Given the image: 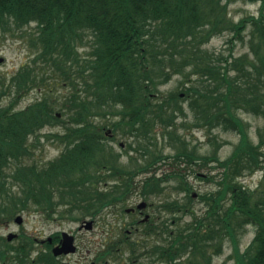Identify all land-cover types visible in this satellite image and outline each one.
<instances>
[{
    "label": "trees",
    "instance_id": "1",
    "mask_svg": "<svg viewBox=\"0 0 264 264\" xmlns=\"http://www.w3.org/2000/svg\"><path fill=\"white\" fill-rule=\"evenodd\" d=\"M259 1L258 17L234 23L227 18L228 3L222 0H0V30L12 34L35 25L26 35L33 57L10 78V84H0V99L11 97L0 108V173L5 164L17 165L12 177L26 181L29 195L44 194L43 181L59 194L64 187L74 186L77 195L90 196L94 216L107 205L124 204L135 188L146 195L161 193L159 183L137 186L133 181L162 159L152 152L154 137L150 135L155 126L162 128L168 145L176 150L166 158L184 160L187 165L199 158L178 135L179 129L235 131L239 140L232 154L219 161L217 143L210 157L221 176L215 191L200 195L206 206L203 215L181 223L192 201L190 189L182 187L187 194L183 203L162 205L174 227H169L167 219L143 236L158 238L159 243L147 248L158 264H211L222 252L224 233L232 241L233 264H264V140L254 144L239 116L240 112L264 116V0ZM248 28L250 53L239 57L202 53L201 46L212 36L228 31L231 42L243 41ZM86 35L91 51L82 55L79 48ZM173 75L183 76L180 93L189 99L190 121L178 102L179 93L152 103L158 86ZM57 86L71 92L58 112L53 96ZM32 89H40L41 98L15 109L19 97ZM64 115L67 120L61 118ZM99 117L113 131L145 141L137 142L134 149L133 143L128 144L143 163L130 157V167L121 165V155L103 141L107 124H97ZM57 125L63 131L50 130L46 135L63 144L60 156L46 167L25 164L33 145L29 140L38 138L43 128ZM255 172H261L258 188L239 182V177ZM119 208L122 211L123 205ZM248 225L255 227V235L240 251L235 234ZM127 247L132 251L131 245Z\"/></svg>",
    "mask_w": 264,
    "mask_h": 264
},
{
    "label": "rangeland",
    "instance_id": "2",
    "mask_svg": "<svg viewBox=\"0 0 264 264\" xmlns=\"http://www.w3.org/2000/svg\"><path fill=\"white\" fill-rule=\"evenodd\" d=\"M227 2V18L232 22L236 23L241 19L248 16L258 17L261 9V2L258 1H248V0H222V2ZM264 12V11H263ZM35 27L34 23L23 27L20 31L15 33L4 32L0 30V84L4 83L6 86L10 84V78L20 69L21 66L28 64L30 59L33 57L32 50L30 49L26 35L33 30ZM22 32V34H21ZM23 37V33H25ZM249 28L243 32V41L233 40L232 33L225 31L219 35L212 36L208 42L203 44L201 48L204 50L205 54L211 56H227L229 53H233L235 57H239L245 53H250L249 51ZM89 36H85L83 39V45L79 48V52L82 55H87L91 51L89 44ZM252 57V55H250ZM183 76L173 75L170 80L158 86L157 93L155 95L154 103L159 98H168L170 94L179 93L180 94V104L186 110L187 120L190 121L192 118L191 113L188 110L189 99L183 95ZM57 91L53 95L57 100L55 104L56 112L60 110L61 104L68 101L67 96L71 94L67 88L57 86ZM40 89H32L28 93H24L19 97L15 109H22L33 103L34 101L40 99ZM183 98V99H182ZM11 97L3 96L0 99V108L5 107L10 103ZM66 99V100H65ZM56 102V101H55ZM59 114V113H57ZM239 116L242 118L243 122L247 125L248 135L251 141L256 144L261 138L264 140V116L263 115H252L250 113L240 112ZM62 119H68V115L61 117ZM103 118L99 117L95 122L99 125L107 124L103 130V138L107 147H111L114 153L120 154V163L122 166L130 167V157L138 158V163H143L144 161L140 159L139 152L132 151L129 148V143H133L132 147L136 148L137 142H142L145 144L144 140H136L135 138L128 137L121 131H113L108 123H105ZM177 120V125L180 128V121ZM191 126V125H189ZM63 126L57 125L55 128L45 127L38 134V138H32L29 140V144H32L31 155L26 157L24 160L25 164H37L38 167H44L49 161L54 160L59 157L64 150L63 144L57 143L51 137L46 135L50 130L63 131ZM110 131L108 134L107 131ZM111 135V136H110ZM178 135L181 136L183 140L188 144L190 149L194 150L195 156L197 158L191 164L187 165L184 160L174 161L173 158H166L168 155H173L175 149L168 145L167 135L163 134V130L160 126H155L150 136L154 137L152 146V152L161 154L159 158L160 161L156 163L154 167L149 169L145 173H139L135 176L136 183L142 178L155 175L157 177H167V183L163 186V191L157 196L150 197L147 202H153L155 206H158V202L167 201L168 203L179 200L183 203L184 199H187L186 193L182 191V187L189 188L190 195H195L190 203V212L186 213L181 219V223L189 222L192 216L197 217L202 216L206 210V206L201 201L200 195L208 192L215 191L218 186L217 182L220 179L221 169L217 166L216 161H211L210 157L213 155L215 147L220 144L219 149H217L216 157L219 161L226 160L233 152L235 146L238 143L239 135L235 131H224L222 129H213L208 131L207 129L196 128V127H186L185 129H179ZM123 145V147L120 146ZM149 158L145 157V160ZM133 166V165H132ZM178 173V177L176 174ZM8 181L10 184L18 182L12 177L11 173L7 174ZM239 182L250 189H256L259 186L261 180V172H255L252 175L244 174L239 177ZM12 180L14 182H12ZM109 182L108 184H110ZM18 185L14 184L9 186V191L13 194L18 193ZM185 194V195H184ZM29 195V194H28ZM32 195V194H31ZM142 199L138 193H133L129 198L128 202L125 203L122 211H117V208L112 212L111 208L103 210L102 215L94 224L91 233L86 232L85 236L90 240L92 244L93 252L99 249L102 242L114 241L118 234H121L125 228L128 229L127 224L133 220L137 219L135 215H128L125 213V209L133 208ZM149 213V211H147ZM154 219L158 215L156 211ZM172 215V214H171ZM78 221L82 219H90L89 217H84L78 215ZM164 219L171 221V216L168 213L162 212L160 215ZM156 221V220H154ZM79 223V222H78ZM172 226L171 228H173ZM83 234V233H82ZM255 235V227L248 225L243 231L236 232L235 236L238 242L240 251H243L249 243L252 241ZM149 244L158 242L159 240L154 238L147 239ZM214 248L210 250L213 252ZM232 241L226 233H224L222 238V252L212 258L211 264H233L234 260L232 258ZM129 253L126 248L121 247L115 258L116 262H126L128 261ZM142 264H158L155 262V257L147 260L143 258Z\"/></svg>",
    "mask_w": 264,
    "mask_h": 264
},
{
    "label": "flooded vegetation",
    "instance_id": "3",
    "mask_svg": "<svg viewBox=\"0 0 264 264\" xmlns=\"http://www.w3.org/2000/svg\"><path fill=\"white\" fill-rule=\"evenodd\" d=\"M109 132L108 130L106 133ZM120 146L123 147L122 144ZM15 166L17 165L5 164L0 173V264H142L143 258L151 259V254L147 252L150 247L147 239L156 235H152L151 231L150 237L145 238L143 235L147 229L157 224L162 227L167 223V219L160 215L164 212L162 205L166 206L168 202L159 201L158 206L147 202V199L156 197L157 194H141V189L135 188L134 193H138L142 200L135 207L125 209V213L135 215L137 219L131 220L127 224L128 229L125 228L114 241L105 240L101 247L93 252L92 244L85 236L86 232L91 233L103 210L111 208L114 212L117 208L119 211V207L125 205L132 194L124 204L118 205L119 207L114 204L107 205L93 216L89 210L90 196L77 195L74 186L64 187L63 193L59 194V190L53 189L50 182L43 181L46 183L43 184L45 193L36 196L28 195L27 184L23 179L17 180L18 182L12 180L14 183L10 184L7 174H10ZM43 166H48V163ZM148 177L142 178L139 183L134 179V184L141 186L147 182L159 183L162 192L167 180L154 181ZM14 184L18 185V193L15 194L9 191V186ZM102 185L108 186V183ZM48 188L52 192L51 204L47 203ZM190 196L193 198L195 195ZM140 204L143 206L138 209ZM156 211L158 215L154 219ZM77 214L90 219L78 221ZM168 224L171 228L174 221H168ZM127 245L132 246V251ZM121 247H125L129 253L125 263L113 260Z\"/></svg>",
    "mask_w": 264,
    "mask_h": 264
},
{
    "label": "water",
    "instance_id": "4",
    "mask_svg": "<svg viewBox=\"0 0 264 264\" xmlns=\"http://www.w3.org/2000/svg\"><path fill=\"white\" fill-rule=\"evenodd\" d=\"M2 61V59H0V62ZM143 206V204H140L139 206H138V209H140L141 207ZM88 226H90V223H88Z\"/></svg>",
    "mask_w": 264,
    "mask_h": 264
}]
</instances>
